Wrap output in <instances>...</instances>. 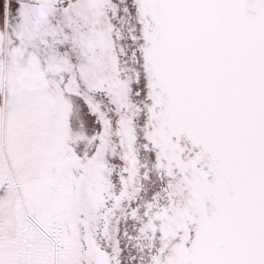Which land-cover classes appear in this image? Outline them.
<instances>
[{
  "label": "snow or ice",
  "instance_id": "6c2138e0",
  "mask_svg": "<svg viewBox=\"0 0 264 264\" xmlns=\"http://www.w3.org/2000/svg\"><path fill=\"white\" fill-rule=\"evenodd\" d=\"M0 264H264V0H0Z\"/></svg>",
  "mask_w": 264,
  "mask_h": 264
}]
</instances>
